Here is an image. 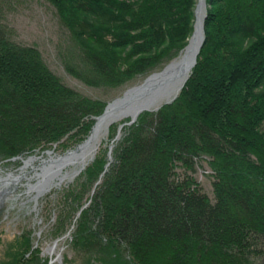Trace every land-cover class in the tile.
I'll return each instance as SVG.
<instances>
[{"label": "trees", "instance_id": "trees-1", "mask_svg": "<svg viewBox=\"0 0 264 264\" xmlns=\"http://www.w3.org/2000/svg\"><path fill=\"white\" fill-rule=\"evenodd\" d=\"M207 3L205 42L181 94L130 126L104 184L99 214L115 247L113 264H264V0ZM63 5L100 25L93 34L107 47L78 42L65 62L97 88L154 72L194 29L195 0ZM1 79L0 125L11 123L25 137L65 132L104 109L56 77ZM205 158L213 198L194 176ZM104 170L96 162L89 183Z\"/></svg>", "mask_w": 264, "mask_h": 264}, {"label": "rangeland", "instance_id": "rangeland-1", "mask_svg": "<svg viewBox=\"0 0 264 264\" xmlns=\"http://www.w3.org/2000/svg\"><path fill=\"white\" fill-rule=\"evenodd\" d=\"M198 1L195 0L194 11ZM63 3L64 0H0V33L4 37L0 39V82L7 75L56 77L75 92L102 101L105 109L130 89L142 85L152 74L180 60L194 32L193 29L177 55L169 54L159 68L147 76L135 74L114 89L92 87L67 70L69 49L78 42L95 49L107 45L93 34L100 26L93 23L95 19L88 20L82 14L76 16L74 10ZM208 8L206 1V14ZM195 20L194 14L193 26ZM165 104L145 113L153 114ZM104 109L65 132L51 128L31 131L25 137L18 134L19 128L11 123L0 125V178L9 173L27 174L12 186V191L0 204V264H113L115 247L105 231V220L99 214L100 198L105 182L113 176L130 126L115 139L118 124L113 125L85 169L73 181L46 193L38 201L29 192V183L36 182L33 166L24 168V161L30 157L35 159L33 165H39L43 158L49 157L50 151L64 155L77 149L88 139L95 118L102 115ZM98 161L105 162L108 169L90 184L89 171ZM209 161V158L200 161L194 176L213 198L214 174ZM124 255L129 258L126 251Z\"/></svg>", "mask_w": 264, "mask_h": 264}, {"label": "bare ground", "instance_id": "bare-ground-1", "mask_svg": "<svg viewBox=\"0 0 264 264\" xmlns=\"http://www.w3.org/2000/svg\"><path fill=\"white\" fill-rule=\"evenodd\" d=\"M204 10H206V5H204L203 0H201V9L198 14L199 22L203 20L202 18L205 14ZM177 62H179V60H176L174 64L177 65ZM188 75L189 73L177 82L170 95H159L155 92L153 95L137 98L129 103L128 106L122 105L121 107H118L117 110H110L111 108H114V105L111 106L105 119L99 122L96 120L97 117L95 118L94 125L97 124L95 127L96 133L93 140L86 146L83 144L81 148L70 150L64 155L55 154L50 151L49 157L43 158L39 165H33L35 161L34 158L30 157L25 160L24 168L33 166L35 172L34 177L36 178V182L29 183V192L32 194L33 199L38 201L39 198L46 193L73 181L95 156L100 143L109 136L110 129L113 125L118 124V134L115 137L116 139L121 135L122 130L137 123L140 116L145 112L155 111L165 102L166 104H169L167 101H170L173 97L177 96L182 86L185 84ZM127 94H129V92ZM124 98L125 97H121L119 99ZM128 101L131 100H127L126 102ZM107 167L105 170L108 169ZM103 173L105 174L106 172ZM25 176H27V174L21 176L9 173L6 177L0 178V204L3 203V199L12 191V186Z\"/></svg>", "mask_w": 264, "mask_h": 264}, {"label": "water", "instance_id": "water-1", "mask_svg": "<svg viewBox=\"0 0 264 264\" xmlns=\"http://www.w3.org/2000/svg\"><path fill=\"white\" fill-rule=\"evenodd\" d=\"M203 3L204 5H206V0H203ZM200 9H201V0L198 1L197 8L194 11L196 18L194 32L192 34V37L188 45L184 48L181 59L179 60V62L176 63L177 65L171 64L162 72L152 74L145 80V82L142 85L128 91L129 94H127L128 92H126L125 95L123 96L125 97L124 99H117L114 102L110 103L104 110L103 114L96 118L97 121L100 122L103 119H105L108 114L109 108L113 105L114 108L113 109L111 108L110 110H117L118 107H121L122 105L128 106L129 103L136 100L137 98L142 96H150L153 95L155 92H157L159 95H164V94L170 95L172 93L171 92L172 89L176 86L177 82L181 78H183L187 73H189L185 82L187 81V79L190 76V72L192 71L193 67L197 64L198 56L205 42L204 22L207 17V14H206V10H204L205 14L204 17L202 18L203 20L199 22L198 14L200 12ZM176 97L177 96L173 97L170 101H167V103L172 102ZM126 99L131 101L126 102L127 101ZM96 125L93 126L90 136L83 143L84 146H86L93 140L94 135L96 133V128H95ZM83 144L77 146V149L81 148Z\"/></svg>", "mask_w": 264, "mask_h": 264}]
</instances>
